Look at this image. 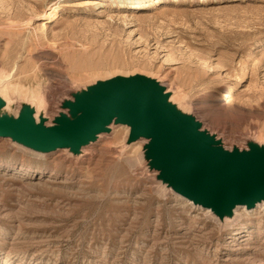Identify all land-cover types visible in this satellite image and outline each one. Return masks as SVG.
<instances>
[{
  "label": "rangeland",
  "instance_id": "obj_1",
  "mask_svg": "<svg viewBox=\"0 0 264 264\" xmlns=\"http://www.w3.org/2000/svg\"><path fill=\"white\" fill-rule=\"evenodd\" d=\"M136 73L227 148L264 144V0H0L12 114L40 92L52 118L72 91ZM113 127L82 157L0 137V235L15 241L8 256L0 243V264H264V211L225 224L183 205L129 162L138 149Z\"/></svg>",
  "mask_w": 264,
  "mask_h": 264
},
{
  "label": "water",
  "instance_id": "obj_2",
  "mask_svg": "<svg viewBox=\"0 0 264 264\" xmlns=\"http://www.w3.org/2000/svg\"><path fill=\"white\" fill-rule=\"evenodd\" d=\"M159 80L145 74L115 75L72 91L58 114L15 103L5 111L0 96V137L37 153L67 149L71 155L110 133L113 125L129 128L126 145L144 139L141 160L165 189L210 209L223 222L238 207L264 202V144L227 148L223 138L203 127L190 110L172 101ZM140 160V161H141Z\"/></svg>",
  "mask_w": 264,
  "mask_h": 264
},
{
  "label": "bare ground",
  "instance_id": "obj_3",
  "mask_svg": "<svg viewBox=\"0 0 264 264\" xmlns=\"http://www.w3.org/2000/svg\"><path fill=\"white\" fill-rule=\"evenodd\" d=\"M146 5V3L145 2H143V1H138L137 2V5L136 6H139V7H142V6H145ZM0 96H2L5 100H6V106L3 108V110L2 111H5V110H7L8 108H11V106L15 103V100H14V98H15V94L13 93V94H11L10 93V91L7 89V87L5 86V84L3 83V81H2V79H0ZM25 98L26 99H28V100H30V102H33L34 104H35V106H36V110H37V113H36V118H37V116H38V113L41 111V109L42 108H47L46 107V105H47V103H46V99H45V95L44 94H42V93H31V94H27V95H25ZM226 99V98H225ZM170 100H172V101H177V98L174 96V95H172V97L170 98ZM226 100H222V102H221V104H220V106H218V110H222L223 109V106L229 101V100H227L226 102H225ZM179 106H181V108H183V109H185V110H191V107L188 105V103L187 102H184L183 100L182 101H179ZM125 129H126V134L125 135H127L128 134V132H129V128L127 127V126H125ZM117 130V128H115V127H113L112 128V130H111V132H110V134H113L115 131ZM106 134H101L100 136H99V141H102L103 140V138L104 137H107V136H105ZM3 138H7V137H3ZM143 142H145V140L144 139H141V140H138V141H136L135 142V147L138 149V151L140 150V147H141V145H142V143ZM19 147H21V146H19ZM22 149H23V147H21ZM25 149V148H24ZM133 151V150H132ZM60 152L61 153H64V155L66 156V157H73V155H71V153H69V151H67V149H60ZM87 153V147H83L82 149H81V151H80V154H78V155H74V156H76V157H82L83 155H85ZM142 154V153H141ZM140 153H138L137 152V154L134 156V157H130L129 156V162H131L133 165H136V164H138L139 162H140V160H141V157H142V155H141ZM154 174H155V172H154ZM159 191L160 192H164L165 193V188H163V187H161V186H159ZM179 196V195H178ZM181 198V197H180ZM183 199V198H182ZM182 204L183 205H188V206H192V207H194V206H196L191 200H189V199H185L184 198V200L182 201ZM197 207V206H196ZM199 207V206H198ZM252 210V212L253 213H256V214H260L262 211H264V202H260V203H258L257 204V206L255 207V208H253V209H247L245 206H241V207H238V208H236L235 210H234V212H233V214L231 215V216H226L225 218H224V220H223V222L225 223V224H228V223H230V222H233V221H237L238 220V218H239V213L240 214H242L243 215V212L244 211H246V212H250ZM205 211H206V216L208 215V216H210V217H212V218H214L215 219V217L212 215V211L210 210V209H205ZM4 209H1L0 210V214H4ZM4 215H6V214H4ZM7 216V215H6ZM5 217V216H4ZM217 220V219H216ZM219 221V220H218ZM15 239V238H14ZM0 243H1V245H3V246H5V249H6V252H7V256L9 255V254H11L12 253V251L14 250V248H15V241H12V240H9V239H7L6 237H4L3 235L1 236L0 235ZM20 243V242H19ZM8 262V260L6 259L5 260V263H7Z\"/></svg>",
  "mask_w": 264,
  "mask_h": 264
}]
</instances>
